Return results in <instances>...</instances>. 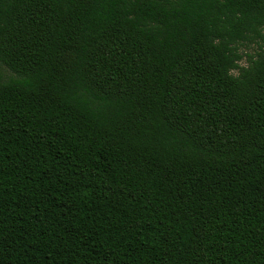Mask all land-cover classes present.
Listing matches in <instances>:
<instances>
[{
    "label": "trees",
    "instance_id": "16d2710c",
    "mask_svg": "<svg viewBox=\"0 0 264 264\" xmlns=\"http://www.w3.org/2000/svg\"><path fill=\"white\" fill-rule=\"evenodd\" d=\"M0 66V264H264V0H0Z\"/></svg>",
    "mask_w": 264,
    "mask_h": 264
},
{
    "label": "rangeland",
    "instance_id": "374dc122",
    "mask_svg": "<svg viewBox=\"0 0 264 264\" xmlns=\"http://www.w3.org/2000/svg\"><path fill=\"white\" fill-rule=\"evenodd\" d=\"M255 48H256V46L255 45H250V46H243V47H241V53L243 54V57H242V59H241V61H240V65L241 66H246V56H245V54H248V55H251V54H253L254 53V51H255ZM233 74H237V71H233Z\"/></svg>",
    "mask_w": 264,
    "mask_h": 264
},
{
    "label": "snow or ice",
    "instance_id": "6c2138e0",
    "mask_svg": "<svg viewBox=\"0 0 264 264\" xmlns=\"http://www.w3.org/2000/svg\"><path fill=\"white\" fill-rule=\"evenodd\" d=\"M4 72V68L2 66H0V75H2Z\"/></svg>",
    "mask_w": 264,
    "mask_h": 264
}]
</instances>
